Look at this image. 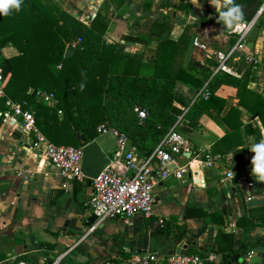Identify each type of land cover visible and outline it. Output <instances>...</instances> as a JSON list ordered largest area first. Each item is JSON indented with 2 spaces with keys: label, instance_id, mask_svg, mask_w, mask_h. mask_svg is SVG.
Returning <instances> with one entry per match:
<instances>
[{
  "label": "crops",
  "instance_id": "crops-1",
  "mask_svg": "<svg viewBox=\"0 0 264 264\" xmlns=\"http://www.w3.org/2000/svg\"><path fill=\"white\" fill-rule=\"evenodd\" d=\"M52 1L75 13L86 25L97 14L106 23L102 33L105 43H114L116 49L128 53L143 52L144 59L155 43L149 36V28L164 15L166 24L158 37L176 39L185 32L181 66L185 68L193 62L199 68L195 71L198 78H202L203 72L214 71L213 52L226 49L234 41L233 35L225 32L223 23L217 22L218 13L209 0ZM258 1L261 10L245 37L248 51L257 61L248 65L236 57L232 61L235 74L231 75L245 76V86L263 95L264 0ZM193 37L199 45L192 43ZM14 52V47L3 45L0 59ZM200 92L190 83L176 80L172 102L183 112ZM213 93L224 100L220 110L216 109L219 104L216 101L214 108L199 109L195 126L180 115L175 127L187 141L188 157L194 153L199 157L210 155L216 157L215 162L201 166L191 163V169L184 171L180 179L169 175L155 184L148 216L136 213L99 221L87 220L92 197L90 179H64L42 153L29 148L31 137L20 129L19 116L0 114V264H14L18 260L48 264L56 258L57 264H110L113 256L125 257L133 249H151L166 255L178 245L184 252H198L204 256L203 261L212 264H264V241L247 244L245 253L236 252L243 253L236 261L229 260L236 253L228 255L223 251L264 237V182L251 175L254 153L248 148L253 136L244 134L240 126L243 150L211 152L212 148L225 150L229 144L228 139L218 140L228 129L222 115L229 105L240 109L243 123L257 125L261 139L264 128L257 115H251L237 103L234 85L221 83ZM57 114L60 118L61 112ZM92 140L107 156L108 163L124 170L122 157L114 152L111 131L98 132ZM135 156L137 160L142 158L137 151ZM226 171L232 176L226 177ZM157 217H162L169 226L183 225L187 238L174 241L162 233L154 236L150 231ZM91 224L93 227L88 229ZM223 235L230 238L226 240ZM222 259L229 263H222Z\"/></svg>",
  "mask_w": 264,
  "mask_h": 264
},
{
  "label": "trees",
  "instance_id": "trees-1",
  "mask_svg": "<svg viewBox=\"0 0 264 264\" xmlns=\"http://www.w3.org/2000/svg\"><path fill=\"white\" fill-rule=\"evenodd\" d=\"M258 2L235 0L243 6L244 19L251 17ZM165 24L164 15L152 22L149 36L155 43L144 59L143 52L128 53L116 49L114 43H105L102 33L106 23L97 14L86 25L52 0H23L19 12L12 9L10 15L0 14V48L3 45L15 48L14 53L2 55L0 59L4 95L25 107L35 97L27 88L41 86L56 98L55 106L39 103L34 110L37 127L50 141L83 145L98 134L96 126L104 123L124 132L142 157L175 126L180 115L195 126L200 108H214L218 101L216 109L220 110L224 100L213 91L221 83L236 87L237 103L251 115H257L264 128V94L246 87L242 75L236 77L210 70L198 78L195 71L199 68L193 62L182 67L186 34L183 32L176 39L158 37ZM240 62L251 64L242 59ZM176 80L188 82L201 92L206 89L208 94L203 97L198 93L182 112L172 102ZM5 96H0V112L5 108ZM137 108H144L145 115L138 116ZM57 109L61 111L60 118ZM239 115L240 109L235 105H229L224 111L222 119L228 129L218 140L228 139L229 144L225 150L212 148V153L239 149L243 140L240 126L255 142L261 140L257 125L243 123ZM150 232L154 236L162 233L174 241L187 238L183 225L169 226L164 219ZM223 236L226 240L230 238ZM262 241L264 237L223 251L228 255L245 253L247 244ZM221 262L229 263L226 259ZM202 264L212 263L203 261Z\"/></svg>",
  "mask_w": 264,
  "mask_h": 264
},
{
  "label": "built area",
  "instance_id": "built-area-1",
  "mask_svg": "<svg viewBox=\"0 0 264 264\" xmlns=\"http://www.w3.org/2000/svg\"><path fill=\"white\" fill-rule=\"evenodd\" d=\"M260 10L261 6L257 8L255 15L244 19L240 26L226 29L227 34L233 35L234 41L226 49H217L213 52L214 65L212 69L214 71L235 74L232 61L236 57H241L251 63L257 61L255 55L248 51L245 37ZM192 43L199 45L196 37L192 38ZM234 53L237 56H234ZM3 81L4 77L0 67V96H5ZM27 90L33 91L35 96L27 106L22 107L19 102L5 96L3 100L5 108L0 114L19 116L20 129L31 137L29 148L42 153L64 179L80 180L86 177L80 168L82 145L54 143L40 131L34 121L36 105L39 103L56 104L53 93L40 86L28 87ZM202 94L206 96L208 91L204 89ZM57 111L61 112L59 109ZM136 111L140 117L144 116L146 112L144 108H137ZM96 129L98 132L109 130L114 135V152L117 156L122 157L124 170L121 171L113 164L107 163L95 176L89 178L92 197L88 202V209L94 214L95 221L115 216H130L136 213L148 216L154 202L152 189L155 184L169 175L180 179L184 171L191 169V163L201 166L214 163L216 159L210 155L199 157L197 153L188 157L186 155V153L189 154L188 148H186L187 141L174 125L160 138L153 150L139 160L135 156V146L129 143L124 132L104 123L98 124ZM179 156L185 157L184 163H177L176 159ZM225 175L226 177L232 176L230 171H226ZM236 181H238V177H236ZM247 185H251V181H247ZM162 219V217H157L154 224L161 223ZM92 227L93 224L88 229ZM203 260L204 256L198 252L173 251L166 255H160L151 249H133L127 256H113V259L108 262L110 264H202ZM14 264L27 263L18 260ZM48 264H57V258Z\"/></svg>",
  "mask_w": 264,
  "mask_h": 264
},
{
  "label": "clouds",
  "instance_id": "clouds-1",
  "mask_svg": "<svg viewBox=\"0 0 264 264\" xmlns=\"http://www.w3.org/2000/svg\"><path fill=\"white\" fill-rule=\"evenodd\" d=\"M23 0H0V14L10 15L12 9L20 11ZM209 3L218 13V23H223L228 29L233 26H240L244 21L243 6L235 3V0H209ZM226 9V10H224ZM254 155L251 158V175L259 182H264V138L255 142L250 138L248 147ZM243 150L240 147L238 151ZM233 154H229V160L232 161Z\"/></svg>",
  "mask_w": 264,
  "mask_h": 264
},
{
  "label": "water",
  "instance_id": "water-1",
  "mask_svg": "<svg viewBox=\"0 0 264 264\" xmlns=\"http://www.w3.org/2000/svg\"><path fill=\"white\" fill-rule=\"evenodd\" d=\"M73 16H75V13H72ZM177 163L182 164L185 159L182 156L177 157ZM108 163V158L104 154V152L100 149V147L97 145V143L94 140H91L81 147V160H80V168L82 173L90 178L95 176L98 171ZM92 218H95L94 214L90 212L89 217L87 220H90ZM181 245V244H180ZM175 252H183V249H179L178 247L175 248ZM172 252V251H169ZM243 253H236L234 256L230 257V261L237 260L239 255H242Z\"/></svg>",
  "mask_w": 264,
  "mask_h": 264
}]
</instances>
